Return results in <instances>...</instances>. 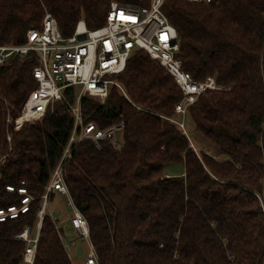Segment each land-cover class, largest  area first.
<instances>
[{"label": "trees", "instance_id": "obj_1", "mask_svg": "<svg viewBox=\"0 0 264 264\" xmlns=\"http://www.w3.org/2000/svg\"><path fill=\"white\" fill-rule=\"evenodd\" d=\"M110 1L142 7L149 0H0V44H22L44 13L63 37L83 19L105 22ZM161 11L177 34L182 68L195 81L213 78L187 108L186 119L213 143L221 159L196 153L176 117L181 92L142 50H134L104 103L85 97V121L122 122L119 148L84 140L64 163L70 200L83 216L97 264H264V0H165ZM34 63L0 66V209L19 206L24 189L34 198L26 212L0 221V264H24L27 243L16 236L38 222L40 198L73 126L66 101L50 104L38 120L13 131L27 96L37 87ZM229 90H224L225 88ZM10 123L6 124V119ZM9 134L10 141H6ZM181 165L168 177L165 167ZM12 187L13 192L6 190ZM51 218L39 229L33 264H71Z\"/></svg>", "mask_w": 264, "mask_h": 264}, {"label": "built area", "instance_id": "obj_2", "mask_svg": "<svg viewBox=\"0 0 264 264\" xmlns=\"http://www.w3.org/2000/svg\"><path fill=\"white\" fill-rule=\"evenodd\" d=\"M164 1L149 0L147 7L110 1L103 25L88 29L83 19H80L72 35L67 37L61 35L55 19L46 12L41 19L40 27L28 30L22 44H0V66L7 65L14 59L21 62L31 60L35 65L32 76L37 82V87L29 93L18 117L14 119V130L25 123L40 119L50 104L60 100L66 101L65 89L75 90L73 101L68 104L73 116L72 130L61 158L40 197L42 206L37 214L38 233L49 193L69 195L64 180V163L70 159L73 147L84 140L92 142L95 147H100L101 143L120 147L123 123L113 122L107 127H100L95 122L85 121L82 117L81 103L85 97L104 103L111 86H115L121 95L129 100L124 87L111 76L123 71L127 59L134 50L144 51L174 80L181 92V99L174 107L175 113L185 115L187 108L200 95L221 89L213 78L195 81L182 68L181 60L176 57L178 52L176 31L161 11ZM186 1L211 2V0ZM165 119L183 128L182 123L171 118ZM7 141H10L9 137ZM6 190L13 192V188L9 186ZM17 193L22 196L21 204L0 209V221L15 218L19 213L26 212L30 202L34 200L24 189H18ZM70 221L77 236L86 239L90 246L83 264H97L85 219L75 209ZM29 233L30 230L26 227L16 236L27 243L23 253L24 264H33L38 240L37 236L29 238ZM60 240L68 253V245L74 243H68L71 241L64 240L61 236Z\"/></svg>", "mask_w": 264, "mask_h": 264}, {"label": "rangeland", "instance_id": "obj_3", "mask_svg": "<svg viewBox=\"0 0 264 264\" xmlns=\"http://www.w3.org/2000/svg\"><path fill=\"white\" fill-rule=\"evenodd\" d=\"M221 90L223 89L221 88ZM224 90H229V88L227 87ZM175 114L176 117L170 118L183 124V128H181L178 126V124L174 123L181 130V133L186 135L190 147H192L196 153H200L202 150L209 153L210 155H213L216 159L222 158V156L219 154L218 148L204 136H202V134L195 130L192 122L186 119V114ZM8 123H10L9 118L6 119V124ZM13 131L15 130L13 129ZM7 137L10 138L9 134L6 136V141ZM165 174L168 177L181 176L183 175V167L181 165H168L165 167ZM49 194L50 195L47 198V203L43 209V216L47 214L51 218L55 230L59 232V238L61 236L64 240L71 241L68 243H74V245L69 244V250H67L69 253H67V255L71 261V264H83L87 253H89L90 246L86 239H80L77 236V233L71 226L70 219L72 218L75 209L70 200V196L67 194H60L59 192H50ZM36 227L37 226L35 225L30 231L29 238H34L36 236L38 237L39 233Z\"/></svg>", "mask_w": 264, "mask_h": 264}]
</instances>
